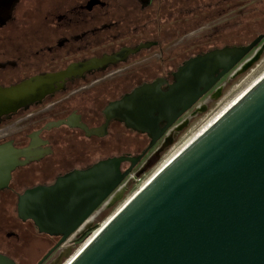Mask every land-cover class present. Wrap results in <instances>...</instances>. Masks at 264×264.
Instances as JSON below:
<instances>
[{"label": "flooded vegetation", "instance_id": "af4514ba", "mask_svg": "<svg viewBox=\"0 0 264 264\" xmlns=\"http://www.w3.org/2000/svg\"><path fill=\"white\" fill-rule=\"evenodd\" d=\"M247 1L0 0V87L30 82L49 90L0 116L3 264H57L78 242L77 231L69 244L55 248L61 236L40 233L31 219H22L18 206L25 192L52 186L112 157L128 158L120 165L124 171L141 156L94 213L101 214L117 194L126 192L133 170L172 144L208 108L209 98L185 112L153 145L151 134L162 130L166 120L158 119L166 117L155 112L143 131L133 122L137 118L108 120L107 106L144 85L168 89L180 68L210 51L246 46L261 36L250 53L263 54L264 30L241 46L222 42L195 50L190 44L176 48L204 26L237 22ZM261 12L259 23L264 26V9ZM220 94L216 91L214 96ZM104 148L117 150L96 159V150Z\"/></svg>", "mask_w": 264, "mask_h": 264}, {"label": "water", "instance_id": "95a60500", "mask_svg": "<svg viewBox=\"0 0 264 264\" xmlns=\"http://www.w3.org/2000/svg\"><path fill=\"white\" fill-rule=\"evenodd\" d=\"M261 38L192 58L171 87L144 85L107 106V119L137 118L133 122L147 131L159 113L166 124L151 134L153 145ZM257 56L245 60L241 71ZM48 91L30 82L0 87V116ZM140 157L124 171L120 165L128 158L112 157L33 188L20 198V217L31 219L40 233L61 236L57 248L94 215ZM68 264H264V75L128 199Z\"/></svg>", "mask_w": 264, "mask_h": 264}, {"label": "rangeland", "instance_id": "374dc122", "mask_svg": "<svg viewBox=\"0 0 264 264\" xmlns=\"http://www.w3.org/2000/svg\"><path fill=\"white\" fill-rule=\"evenodd\" d=\"M248 0L242 4L237 24L224 23L208 28L212 25L204 26L206 29L198 30L184 41H179L176 48H185L190 44L191 49L201 45L202 47L211 46L213 44L227 43L230 45L241 46L249 43L259 31L264 30L259 19L264 9V0ZM234 25V26H233ZM235 34V35H233ZM238 35V36H236ZM229 40V41H228ZM254 52L248 54L233 70L227 73L202 99L209 98L208 108L199 112L195 119L190 122L188 127L181 132L175 141L162 150L157 157L153 158L143 166H137L133 171V178L126 190L123 198L114 203L101 214L94 215L91 224L76 236L78 242L74 244L66 255H64L57 264H65L67 260L77 252L93 234L103 226V224L111 218L123 205L130 199L143 184H146L174 155L181 151L188 142H190L205 126L214 120L233 100L238 98L251 84L259 80L264 75V52L257 56V59L244 71L242 63L253 56ZM221 91L219 96H214L216 91ZM199 104V103H198ZM193 109V108H192ZM117 148L97 149L96 159L108 154H115ZM152 154L145 155V159ZM142 166V167H141Z\"/></svg>", "mask_w": 264, "mask_h": 264}, {"label": "bare ground", "instance_id": "6f19581e", "mask_svg": "<svg viewBox=\"0 0 264 264\" xmlns=\"http://www.w3.org/2000/svg\"><path fill=\"white\" fill-rule=\"evenodd\" d=\"M255 82H256V81H255ZM255 82H254V83H255ZM254 83H253V84H254ZM253 84H251V86H252ZM251 86H249V87L247 88V90H248ZM247 90H245L242 94H244ZM242 94H241V95H242ZM241 95H240V96H241ZM240 96H239V97H240ZM239 97H238V98H239ZM238 98H236L235 100H233V101H232V102H231V103H230V104H229V105H228V106H227V107H226V108H225V109H224V110H223V111H222V112H221V113H220V114L214 119V120H216V119H217V118H218V117H219V116H220V115H221V114H222V113H223V112H224V111H225V110H226L231 104H233ZM214 120H212L207 126H205L201 131H199V133H198L196 136H198L202 131H204V130H205V129H206V128H207V127H208V126L214 121ZM196 136H195V137H196ZM195 137H194V138H195ZM194 138H193V139H194ZM193 139H192V140H193ZM192 140H191V141H192ZM191 141H190V142H191ZM188 143H189V142H188ZM188 143H187V144H188ZM187 144H186V145H187ZM174 156H175V155H174ZM174 156H173V157H174ZM173 157H172V158H173ZM172 158H171V159H172ZM171 159H169V161H170ZM169 161H168V162H169ZM155 174H156V173H155ZM144 185H145V184H143V185L141 186V188H142ZM92 218H93V215L87 219V221H86V222L80 227V229H79V231H78L77 233L81 232V231L84 230L86 227H88V226L91 224L92 220H93ZM107 221H108V220H107ZM107 221H106V222H107ZM106 222H105V223H106ZM105 223H104V224H105ZM104 224H103V226H104ZM103 226H101V228H102ZM101 228H100V229H101ZM100 229H99V230H100ZM99 230H97V231L93 234V236H91V238H90V239H89V240H88V241H87V242H86L81 248H83V247H84V246H85V245H86V244H87V243H88V242H89V241L95 236V234H96ZM81 248H80L77 252H75V253H74V254H73V255L67 260V262H66L65 264H68V263L70 262V260H71V259H72V258H73V257H74V256L80 251V250H81Z\"/></svg>", "mask_w": 264, "mask_h": 264}, {"label": "built area", "instance_id": "2783aa9c", "mask_svg": "<svg viewBox=\"0 0 264 264\" xmlns=\"http://www.w3.org/2000/svg\"><path fill=\"white\" fill-rule=\"evenodd\" d=\"M197 105H198V104H197ZM133 176H134V175L132 174L131 177H133ZM116 190H118V188H117ZM113 194H114V192L109 196L108 199H110V198L112 197ZM108 199H106L103 203H105ZM93 217H94V215H93ZM92 219H93V218H92ZM77 231H79V229H78ZM77 231H76V232H77ZM76 232H75V233H76ZM75 233H74V234H75ZM74 234H73V235H74ZM73 235H72V236H73ZM70 239H71V238H68V240L65 241V244H69V243H70Z\"/></svg>", "mask_w": 264, "mask_h": 264}]
</instances>
